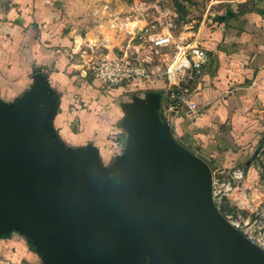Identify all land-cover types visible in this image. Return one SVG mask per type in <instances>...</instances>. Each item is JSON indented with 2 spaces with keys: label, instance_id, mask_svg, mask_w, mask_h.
I'll list each match as a JSON object with an SVG mask.
<instances>
[{
  "label": "water",
  "instance_id": "1",
  "mask_svg": "<svg viewBox=\"0 0 264 264\" xmlns=\"http://www.w3.org/2000/svg\"><path fill=\"white\" fill-rule=\"evenodd\" d=\"M45 80L0 103V224L31 223L47 264H137L145 246L162 250L166 264H264V247L217 205L211 164L156 124L157 95L121 124L126 154L114 177L101 178L89 151L44 134Z\"/></svg>",
  "mask_w": 264,
  "mask_h": 264
},
{
  "label": "crops",
  "instance_id": "2",
  "mask_svg": "<svg viewBox=\"0 0 264 264\" xmlns=\"http://www.w3.org/2000/svg\"><path fill=\"white\" fill-rule=\"evenodd\" d=\"M237 1L238 8L229 7L217 22L197 30L196 41L209 61L192 84L203 111L195 116L187 108L169 112L175 108L165 98L164 77L102 92L98 80L86 76L63 0H0V103L26 98L45 76L51 101L44 134L68 150L89 151L104 178L117 174V162L126 154L129 133L121 124L139 102L157 95L155 104L163 111L157 109L156 124H168L182 147L208 162L243 168L246 209L256 198L264 205V0ZM126 94L129 100L116 101ZM260 210L264 214V207ZM7 222L0 224V258L47 264L46 242L35 227L13 218ZM55 250L50 243L48 253Z\"/></svg>",
  "mask_w": 264,
  "mask_h": 264
},
{
  "label": "rangeland",
  "instance_id": "3",
  "mask_svg": "<svg viewBox=\"0 0 264 264\" xmlns=\"http://www.w3.org/2000/svg\"><path fill=\"white\" fill-rule=\"evenodd\" d=\"M238 3L236 0H63V11L69 26V35L79 46L80 60L84 64L86 76L93 82L96 80L94 66L105 59L119 57L124 53L139 56L143 64L150 60L149 65H152L154 70L163 72L166 66L160 53H156L151 46V35L172 34L177 40L196 44L197 30L203 24L217 22L218 16L223 15L229 7L238 8L240 6ZM170 49H164L163 52ZM161 78L162 75L156 81H160ZM164 87L167 91L165 98H169L174 104L167 87ZM98 88L106 95L112 90L108 91L100 84ZM129 99L130 96L126 94L116 101ZM157 109L163 111L161 107ZM180 109L176 108L169 112ZM172 116L171 114V119ZM209 163L215 179L219 183L227 182L228 173H219L218 166L213 162ZM241 197L243 200L250 199L242 193ZM251 202L253 206L246 209L225 197L220 209L227 210L225 213H231L234 219L244 217L253 221L264 205L259 198ZM137 264L166 262L162 250L156 246H145Z\"/></svg>",
  "mask_w": 264,
  "mask_h": 264
},
{
  "label": "built area",
  "instance_id": "4",
  "mask_svg": "<svg viewBox=\"0 0 264 264\" xmlns=\"http://www.w3.org/2000/svg\"><path fill=\"white\" fill-rule=\"evenodd\" d=\"M150 41L156 53H160L166 68L157 72L149 66L150 60L145 64L139 56L124 53L122 56L105 59L94 66L93 73L99 84L106 90H111L124 84H139L153 82L162 77L166 80V87L171 95L173 108H187L192 115L199 116L203 113L193 96L191 84L203 72L209 61V54L205 47L196 43L190 44L177 40L172 34L151 35ZM171 48V49H170ZM169 50L165 51L163 50ZM148 63V64H147ZM123 145L122 143H119ZM219 173H228L227 182H218L214 176V198L220 208L225 197L234 203L247 207L241 197L244 191L245 170L243 168L226 169L219 167ZM241 191V192H240ZM264 214L258 213L253 221L244 217L234 219L230 213L225 215L249 237L264 247V224L260 221ZM0 264H24L8 258H0Z\"/></svg>",
  "mask_w": 264,
  "mask_h": 264
},
{
  "label": "trees",
  "instance_id": "5",
  "mask_svg": "<svg viewBox=\"0 0 264 264\" xmlns=\"http://www.w3.org/2000/svg\"><path fill=\"white\" fill-rule=\"evenodd\" d=\"M221 211H222L225 215H228V213H225L227 210L225 211V209H222V208H221Z\"/></svg>",
  "mask_w": 264,
  "mask_h": 264
}]
</instances>
